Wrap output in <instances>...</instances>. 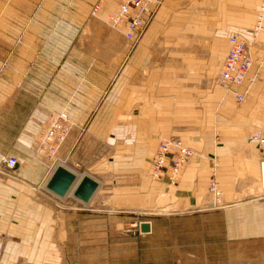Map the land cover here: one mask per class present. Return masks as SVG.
Listing matches in <instances>:
<instances>
[{"label": "crops", "instance_id": "1", "mask_svg": "<svg viewBox=\"0 0 264 264\" xmlns=\"http://www.w3.org/2000/svg\"><path fill=\"white\" fill-rule=\"evenodd\" d=\"M120 1L87 0L83 1L86 7L77 0L81 9H75L74 0L64 4L61 0H0V229L6 224L5 234H0L5 238L4 264H8L12 246L24 241L22 234L10 235V229L34 223L30 228L36 231V239L48 238L52 249L58 247V252L70 254L75 252L70 224L76 210L87 211L83 213L87 215L97 211L94 207L71 206L61 212V225L46 223L51 218L45 220V210L51 207H45V193L57 196L46 187L55 166L45 161L37 142L55 112L65 111L73 125L55 153L56 166H64L76 177L87 174L98 183L89 204L105 185L91 169L89 161L94 158L102 159L99 171L108 169L107 159L110 167H115V176L110 177L112 197L116 201L124 197L122 188L128 185L120 186L123 179L118 178L124 169L113 165L125 150L133 158H148L144 165L147 185L164 187L165 194L173 196L165 175L154 181L147 177L158 147L156 47H163L158 51V60L164 62L160 72L183 71L180 79L187 78L191 69L187 63L182 65L189 53L187 39L198 36L193 32L202 36L205 26L217 31L223 55L217 72L230 35L237 33L251 45L254 64L249 76L253 79L239 89L244 91L251 83L244 103L227 107L237 111L233 121L238 124L235 129L231 127L229 139L206 145L183 142L193 150V156L174 194L179 209L168 216L196 219V242L185 250L186 255L195 254L194 264H264V145L250 139L255 133L264 137V47L260 38L264 30L256 36L250 33L260 0H161L145 37L135 45L110 23ZM145 93H153L147 102L143 101ZM226 95L237 104L233 93ZM109 142L113 149L110 154ZM7 154L21 159L12 171L2 163ZM213 172L224 194L221 209L205 206ZM67 196L80 201L70 194L62 197ZM148 221L150 231H139L138 238L155 234L153 221ZM221 222L226 223V229H221ZM119 234L105 230L97 236L104 238L105 247L110 238V245L116 248L124 240ZM239 252L245 257L237 263L234 254ZM178 264L193 263L186 256Z\"/></svg>", "mask_w": 264, "mask_h": 264}, {"label": "rangeland", "instance_id": "2", "mask_svg": "<svg viewBox=\"0 0 264 264\" xmlns=\"http://www.w3.org/2000/svg\"><path fill=\"white\" fill-rule=\"evenodd\" d=\"M66 1L61 0V4L66 3ZM79 1H82L81 4L87 7V4L83 2L87 0ZM74 6L75 9H81L77 0H74ZM107 9H110V6ZM210 10L205 9V11ZM205 25L207 24L205 23ZM193 34L198 36L187 39L189 53L187 59L184 57L187 61L182 60V65L185 66L187 63V68L191 69L187 78L180 79L179 74L183 71L167 69L160 72L162 70L159 67H162L164 62L158 60L160 57L158 51L163 47H156L157 74L154 110L156 113L157 143L163 138L174 136L180 138L184 143L206 145L207 142L229 139L232 130L238 127L236 126L238 124H235L236 121H233L237 111L229 110L227 107L230 104L239 106L244 102L236 104L230 96L226 95L227 92L217 86L216 83L217 65L223 57L217 31L213 30L211 26H205L202 36L196 32ZM233 34L237 33L231 35ZM143 37H145V33ZM260 38L264 47V33L261 34ZM172 57L175 58V55ZM168 64L169 62H167ZM192 69L194 72L191 75ZM262 79V84H264V76ZM143 96V101L147 102L148 98L153 97V93L150 95L145 93ZM140 100L142 101V98ZM226 119L231 120L230 123L232 124L223 123ZM163 121L166 122L165 125L159 124ZM107 147L109 148L108 153H112L113 149H110V142ZM129 152L128 150L122 151V156L116 157L117 164L113 165L124 169L118 177L123 179L122 182L118 179L119 185H128L122 188L124 197L117 201L112 197L114 189L110 187L112 182L110 177L115 176L112 173L115 167L113 169L110 167L108 159L106 160L108 169H101L100 171L98 166L102 159L94 158L89 161L95 175L104 179L105 182L103 189L95 194L94 200L90 204L88 202L86 205L81 204L80 201L73 200L74 198L71 196H52L45 193V207H51L50 210H45L47 212L45 220L47 217L51 218L46 222L48 225H61L60 214L64 208L76 206V208L86 210L87 207L97 209L92 215L83 214L87 211L76 210V218L70 224V233L75 236L74 253H60L58 247L52 249L47 243L49 242L48 238L36 239V231L30 228L34 223H30L31 226L28 223H23L24 226L20 228H15L16 226L13 224L12 227L15 229L12 231L10 229L9 234H22L24 241L22 240L21 244L16 245L17 247L12 246V251L8 254V264H178V260L181 257L186 258V256L192 259L194 264L195 254L186 255L185 250H189L196 242L198 229L196 219L186 216L180 217V215L168 216L175 209H179L174 194L177 192L181 178L177 183L170 186L173 196L165 194L164 187L161 189L150 188L144 177V165H147L148 158L145 159L146 161L133 158ZM42 154L45 155L44 152ZM43 158L56 167L58 159L55 154L52 156L45 155ZM148 172L147 177L154 181L149 177ZM170 200L173 202L170 203ZM207 200L205 206L208 205L209 196ZM173 203L174 205H171ZM223 203L225 204V202ZM52 213H54L53 219ZM133 219L153 221L155 234L152 237L138 238L139 231L135 233L125 231L123 223ZM225 222L220 223L221 229H226L227 222ZM5 225L3 223L0 233L5 234ZM105 230H117L119 235L123 237V242L114 248L115 245H110L112 241L108 238L109 243L105 247L104 238L97 236V233ZM22 236H19L20 240ZM234 257L238 263L244 261L245 256L239 252L235 253Z\"/></svg>", "mask_w": 264, "mask_h": 264}, {"label": "built area", "instance_id": "3", "mask_svg": "<svg viewBox=\"0 0 264 264\" xmlns=\"http://www.w3.org/2000/svg\"><path fill=\"white\" fill-rule=\"evenodd\" d=\"M161 0H121L110 15V23L116 29L124 33L125 38L135 45L144 35L147 27L153 20ZM264 30V0L256 10V18L250 33L256 36ZM254 64L251 53V45L238 34L229 37V47L216 75L217 83L226 91L233 93L237 103L247 99V89L240 91L245 81H250L249 74ZM71 119L65 111L55 112L50 115L45 130L39 135L38 149L46 156L54 155L63 144L72 128ZM260 146L264 145V137L255 133L250 137ZM193 150L185 145L180 138L174 136L163 138L159 141L156 152L151 160L148 175L152 180L165 175L167 182L174 185L179 181L183 171L190 163ZM20 158L15 154H7L2 157V163L8 171H12L20 164ZM264 172V162L261 165ZM209 202L207 207L218 209L224 206L221 189L216 174L213 172L208 188ZM139 220L133 219L123 223V229L129 232L139 231ZM5 241L0 234V264H4Z\"/></svg>", "mask_w": 264, "mask_h": 264}, {"label": "water", "instance_id": "4", "mask_svg": "<svg viewBox=\"0 0 264 264\" xmlns=\"http://www.w3.org/2000/svg\"><path fill=\"white\" fill-rule=\"evenodd\" d=\"M98 183L87 174L79 178L74 173L62 165H57L50 175L46 187L57 196L72 194L73 197L82 202H88L97 189ZM151 223L141 221L139 231L142 233L149 232Z\"/></svg>", "mask_w": 264, "mask_h": 264}, {"label": "bare ground", "instance_id": "5", "mask_svg": "<svg viewBox=\"0 0 264 264\" xmlns=\"http://www.w3.org/2000/svg\"><path fill=\"white\" fill-rule=\"evenodd\" d=\"M79 177H80V176H79ZM79 177H78V178H79Z\"/></svg>", "mask_w": 264, "mask_h": 264}]
</instances>
